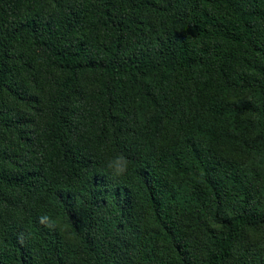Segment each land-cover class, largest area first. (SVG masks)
Returning a JSON list of instances; mask_svg holds the SVG:
<instances>
[{
  "label": "trees",
  "instance_id": "1",
  "mask_svg": "<svg viewBox=\"0 0 264 264\" xmlns=\"http://www.w3.org/2000/svg\"><path fill=\"white\" fill-rule=\"evenodd\" d=\"M0 264H264V0H0Z\"/></svg>",
  "mask_w": 264,
  "mask_h": 264
},
{
  "label": "clouds",
  "instance_id": "2",
  "mask_svg": "<svg viewBox=\"0 0 264 264\" xmlns=\"http://www.w3.org/2000/svg\"><path fill=\"white\" fill-rule=\"evenodd\" d=\"M107 167L110 169L113 176H120L126 172L128 161L124 156L117 154L108 161Z\"/></svg>",
  "mask_w": 264,
  "mask_h": 264
}]
</instances>
